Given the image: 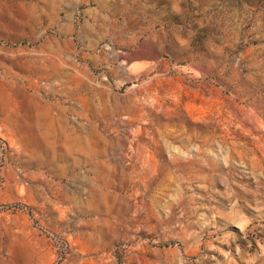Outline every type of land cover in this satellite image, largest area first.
<instances>
[{
	"label": "rangeland",
	"instance_id": "obj_1",
	"mask_svg": "<svg viewBox=\"0 0 264 264\" xmlns=\"http://www.w3.org/2000/svg\"><path fill=\"white\" fill-rule=\"evenodd\" d=\"M0 264H264V0H0Z\"/></svg>",
	"mask_w": 264,
	"mask_h": 264
}]
</instances>
